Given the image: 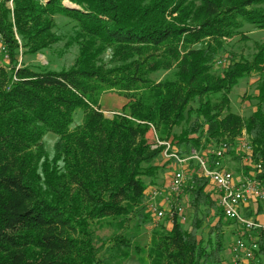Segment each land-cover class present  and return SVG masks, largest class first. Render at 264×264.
Listing matches in <instances>:
<instances>
[{
    "label": "trees",
    "instance_id": "obj_1",
    "mask_svg": "<svg viewBox=\"0 0 264 264\" xmlns=\"http://www.w3.org/2000/svg\"><path fill=\"white\" fill-rule=\"evenodd\" d=\"M56 17L71 20V32H56ZM245 23L264 28V0H0V264H120L124 249L145 252L147 264H225L223 228L234 223L203 176L194 174L188 189L190 230L175 219L147 250L126 231L149 221L145 190L175 164L155 146L154 127L180 155L231 144L244 130L251 162L235 155L244 165L235 171L261 164L264 186V43L251 60L214 70ZM61 41L63 52L77 46L67 69L24 63ZM158 71L171 72L155 81ZM252 73L257 103L244 118L230 111L229 95ZM104 92L125 98L123 111L106 116ZM77 109L82 121L71 128ZM48 132L56 135L52 156ZM260 235L256 264H264Z\"/></svg>",
    "mask_w": 264,
    "mask_h": 264
},
{
    "label": "rangeland",
    "instance_id": "obj_2",
    "mask_svg": "<svg viewBox=\"0 0 264 264\" xmlns=\"http://www.w3.org/2000/svg\"><path fill=\"white\" fill-rule=\"evenodd\" d=\"M55 21L57 23V28H55L56 32L62 34L64 33L67 34V32L68 33L71 32L72 26L74 24L71 20L63 17H56ZM64 41L59 42L57 46L54 45V47L56 46L55 48H52L51 50L43 51V53L41 54L25 55L23 57L24 63L26 65L27 64L33 66L39 65V66L47 67L55 71L67 69L73 64V61L77 54V46L74 45L65 52H63ZM263 43H264V28H257L254 27L252 24L245 23L240 33L236 34V36H234L233 38L226 39L225 50L221 51L217 58V61L224 60L225 62L218 65L217 61H215L214 70L220 73L223 70L222 68L230 64L231 61L233 60L235 61L243 60V59L251 60L252 55L256 52L255 48L257 44H263ZM19 59L21 58L19 57ZM106 66H110V65L108 64ZM170 72L171 71H158L152 74L151 78L155 81H160L164 79L167 75H169ZM258 78L259 75L257 73H252L248 76L241 78L236 83V85L233 87L229 95V100H230L229 109L231 112L240 114L242 117L245 118L248 117L255 110L257 101L255 100L254 96L257 93L256 85ZM126 102L127 100L125 98L117 95L116 93L104 92L100 95V106L104 110V114L106 116H112L114 111H123L122 107ZM192 104L193 106L190 105L189 107L195 106L194 103ZM82 117H83L82 111L80 109H77L73 114V122L71 128L81 123ZM172 130L174 133L179 134L181 128L174 127ZM152 132L153 135L155 133H157V135L159 134L158 130H156L155 127L154 129H152ZM244 134L247 135V133L244 130H242L241 135ZM55 140H56V135L51 132H48L43 137V144L49 156L53 155ZM203 140L204 139H202L201 141ZM152 147L154 146L152 145ZM175 148L178 149L176 145ZM196 149L202 152L204 151L205 147H201L200 149L196 148ZM236 156L229 154V156L227 157L228 167H232V166L234 168L237 166L241 167L242 165L241 160L238 159ZM166 162L167 160L163 159V157L161 156L156 160L155 163L162 166ZM173 166L174 165H172V163L170 162L164 168H161L155 180L157 182H160V184L149 186L145 190V193L155 188L166 187L171 177ZM191 168H193V170L196 171V164L192 162L190 163V169L188 170L189 175H191L190 174ZM205 190L210 194V197L216 201L214 196L215 191L209 184H207ZM179 200L185 205L184 212L185 215L187 216L186 220L184 222H181V225L183 228L190 230L192 216H193V209L190 205L191 198L188 189L182 192V195L179 196ZM145 204L147 205V201H145ZM251 217L255 218L254 215H252ZM171 228H172V223L169 222L167 219L165 218L158 219L154 215L150 214L149 221L143 227L136 225L135 222L133 221L130 222L129 229L126 231V234L128 236H133L134 238H136V240H138L140 244L143 246L144 250H147L148 247H150L152 244H155L156 237L161 233L162 229L170 230ZM207 231L208 228L205 226V224H203V227L201 231L197 234V237L198 238L203 236L205 237ZM234 231L235 230L233 224L232 225L226 224L223 228V236H224L223 241L225 247V250L223 252V258L224 261L226 262L225 264H234L233 261L231 260V255H230V248L235 238ZM110 232L111 231L108 228H103L101 230V234L104 233L110 234ZM116 255H117V260L121 262L120 264H147L148 262L146 253L143 251L140 252L138 255H136L131 251H129V249H124L123 252H119L118 254L116 252Z\"/></svg>",
    "mask_w": 264,
    "mask_h": 264
},
{
    "label": "built area",
    "instance_id": "obj_3",
    "mask_svg": "<svg viewBox=\"0 0 264 264\" xmlns=\"http://www.w3.org/2000/svg\"><path fill=\"white\" fill-rule=\"evenodd\" d=\"M223 62L225 61L218 60L217 64ZM155 141V146H165L163 157L174 159L175 164L168 185L147 192V209L150 214L158 219L165 218L171 223L175 219L184 222L187 218L185 205L179 200V196L184 190L192 188L193 173L203 176L215 191L214 196L224 219L234 223L235 238L230 248L231 260L235 264H256L255 252L259 248L258 240L260 233L264 231V224L245 216L244 212L252 205L264 203V186L258 176L261 164L253 165L256 170L248 174L243 168L236 172L233 166L227 165V157L231 151L233 155L240 154L243 164L249 166L252 145L248 136L241 135L231 144H210L202 152L191 147L186 155L171 151L170 142L160 140L156 133ZM191 162L196 164V171L191 168L189 175Z\"/></svg>",
    "mask_w": 264,
    "mask_h": 264
},
{
    "label": "crops",
    "instance_id": "obj_4",
    "mask_svg": "<svg viewBox=\"0 0 264 264\" xmlns=\"http://www.w3.org/2000/svg\"><path fill=\"white\" fill-rule=\"evenodd\" d=\"M248 211H251V214L254 215L255 220L264 224V203L259 205H252V207H250Z\"/></svg>",
    "mask_w": 264,
    "mask_h": 264
},
{
    "label": "bare ground",
    "instance_id": "obj_5",
    "mask_svg": "<svg viewBox=\"0 0 264 264\" xmlns=\"http://www.w3.org/2000/svg\"><path fill=\"white\" fill-rule=\"evenodd\" d=\"M67 3V5H69V6H73L72 4H70V3H68V2H66Z\"/></svg>",
    "mask_w": 264,
    "mask_h": 264
}]
</instances>
